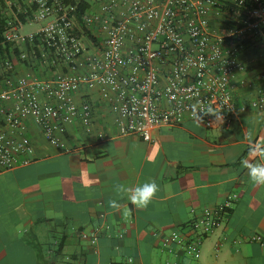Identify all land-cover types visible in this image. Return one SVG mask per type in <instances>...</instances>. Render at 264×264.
I'll use <instances>...</instances> for the list:
<instances>
[{
    "label": "built area",
    "instance_id": "1",
    "mask_svg": "<svg viewBox=\"0 0 264 264\" xmlns=\"http://www.w3.org/2000/svg\"><path fill=\"white\" fill-rule=\"evenodd\" d=\"M0 14V45L9 44L0 51V172L34 160L29 126L57 149L68 124L89 128L93 104L86 94L76 101L81 89L110 104L120 135L147 141L186 118L229 126L236 108L264 107V90L234 98L253 84L238 74L264 60V0H0ZM29 22L40 25L20 33ZM219 222L205 209L163 246L197 257Z\"/></svg>",
    "mask_w": 264,
    "mask_h": 264
},
{
    "label": "crops",
    "instance_id": "2",
    "mask_svg": "<svg viewBox=\"0 0 264 264\" xmlns=\"http://www.w3.org/2000/svg\"><path fill=\"white\" fill-rule=\"evenodd\" d=\"M238 77L253 84L237 88V105L264 90L259 67ZM84 94L93 104L89 128L68 124L57 149L29 126L34 160L0 172V264H264V185L245 166L264 165V107L236 108L229 126L186 118L153 129L147 141L120 135L110 104L86 89L76 101ZM152 179L159 191L146 207L117 189ZM205 209L220 222L199 255L174 243L168 251L163 238Z\"/></svg>",
    "mask_w": 264,
    "mask_h": 264
},
{
    "label": "clouds",
    "instance_id": "3",
    "mask_svg": "<svg viewBox=\"0 0 264 264\" xmlns=\"http://www.w3.org/2000/svg\"><path fill=\"white\" fill-rule=\"evenodd\" d=\"M261 152L264 153V149H261ZM245 166L249 169L251 181L258 185H264V165L245 161ZM117 189L128 193V199L132 204L138 207H146L159 191V184L155 179H152L138 183L133 188H125L123 185H119ZM109 203L112 207H118V203L115 200L109 201Z\"/></svg>",
    "mask_w": 264,
    "mask_h": 264
},
{
    "label": "trees",
    "instance_id": "4",
    "mask_svg": "<svg viewBox=\"0 0 264 264\" xmlns=\"http://www.w3.org/2000/svg\"><path fill=\"white\" fill-rule=\"evenodd\" d=\"M24 16L25 14L24 13H20L19 14V17L22 18L24 20ZM3 15L0 14V24H2V19H3ZM9 48V44H3V45H0V51L2 50H7ZM17 50V49H16ZM15 50V51H16ZM255 67H259V68H263V73H264V60H261V61H258V63L256 64ZM30 136V135H29Z\"/></svg>",
    "mask_w": 264,
    "mask_h": 264
},
{
    "label": "rangeland",
    "instance_id": "5",
    "mask_svg": "<svg viewBox=\"0 0 264 264\" xmlns=\"http://www.w3.org/2000/svg\"><path fill=\"white\" fill-rule=\"evenodd\" d=\"M39 25L40 24L36 23V22H29V23H26L24 26H22L19 31L22 34H25L27 32L34 31V30L38 29Z\"/></svg>",
    "mask_w": 264,
    "mask_h": 264
}]
</instances>
